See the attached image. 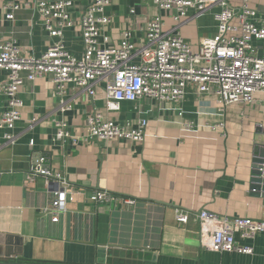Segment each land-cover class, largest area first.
I'll use <instances>...</instances> for the list:
<instances>
[{
  "label": "crops",
  "instance_id": "obj_1",
  "mask_svg": "<svg viewBox=\"0 0 264 264\" xmlns=\"http://www.w3.org/2000/svg\"><path fill=\"white\" fill-rule=\"evenodd\" d=\"M32 6L17 12L12 22L0 14V41L12 37L23 54L38 57L49 39ZM249 7L264 18V0H250ZM216 12L212 8L194 16L190 10L179 34L196 48L216 34ZM172 13H160L165 29L174 24ZM107 14L110 43L117 46L126 30L132 31L133 42L143 37L158 10L153 0H112ZM77 33V27L65 32V46L79 55ZM253 45L260 56L264 43ZM4 75L0 72V83ZM18 98L15 145L7 146L0 130V236L19 238L21 244L9 259L0 247V263L99 264L97 250L112 246L119 252L112 264H264V235L246 240L235 235L251 255L207 252L200 248L195 220L205 210L221 218L264 221V94H255L252 103L221 107L211 96L190 92L179 105L144 98L108 113L102 86L90 101L67 85L72 111L57 114L50 77L43 76L19 87ZM3 106L0 98V113ZM94 112L115 123L145 118L143 141L86 138V118ZM56 120L67 122L72 139L55 137ZM40 159L73 193L65 213L47 211L53 187L44 178L27 179ZM96 192L117 201L93 204L89 197ZM127 199L134 204L124 205ZM178 213L187 215L185 224L177 223Z\"/></svg>",
  "mask_w": 264,
  "mask_h": 264
},
{
  "label": "built area",
  "instance_id": "obj_2",
  "mask_svg": "<svg viewBox=\"0 0 264 264\" xmlns=\"http://www.w3.org/2000/svg\"><path fill=\"white\" fill-rule=\"evenodd\" d=\"M31 2L49 44L36 57L23 54L12 37L0 41V72L5 74L0 83L4 104L0 130L5 132L7 146L16 142L12 131L20 119L19 87L43 76L50 77L58 100L57 114L72 111V103L66 99L67 85L84 93L90 101L95 88L102 86L108 113L120 111L121 103L144 98L179 105L190 92L199 97L211 96L221 107L252 103L255 94H264V49L259 56V48L253 45L254 41L264 43V18L249 7L250 0H153L158 14L147 24L143 37L133 42L132 31L126 30L117 46L111 45L107 31L111 24L107 10L112 0H4L0 14L12 22L17 12ZM212 8L217 9L213 15L216 34L193 48L181 37L178 27L190 10L198 16ZM161 12H174L173 26L164 28ZM75 27L82 47L79 55L65 46V32ZM54 126L56 138L72 139L67 122L56 120ZM146 127L145 118L134 123H115L94 112L86 118V138L141 143ZM43 164L40 159L27 179L44 178L46 186L53 187L48 194L47 211L65 213V204L72 202L73 193L64 178L48 172ZM89 201L111 205L117 199L106 192H96ZM123 204L134 202L127 199ZM187 218L182 213L176 215L178 224H185ZM195 220L200 248L207 252L251 255L252 249L238 245L235 235L244 240L264 235V221L221 218L205 210L199 211Z\"/></svg>",
  "mask_w": 264,
  "mask_h": 264
},
{
  "label": "water",
  "instance_id": "obj_3",
  "mask_svg": "<svg viewBox=\"0 0 264 264\" xmlns=\"http://www.w3.org/2000/svg\"><path fill=\"white\" fill-rule=\"evenodd\" d=\"M46 165H47L46 167L49 168L48 163H46ZM263 165H264V160H263ZM20 244L21 241L19 238H12V237L2 238L0 236V247L5 246V256L3 258L9 259L10 257L17 256L18 255L17 253L20 251L19 250ZM115 257H119V252L117 251L116 248H113L112 246L99 248L96 254V261L99 264H112L113 259ZM0 264H11V263H0Z\"/></svg>",
  "mask_w": 264,
  "mask_h": 264
},
{
  "label": "rangeland",
  "instance_id": "obj_4",
  "mask_svg": "<svg viewBox=\"0 0 264 264\" xmlns=\"http://www.w3.org/2000/svg\"><path fill=\"white\" fill-rule=\"evenodd\" d=\"M77 40V39H76ZM79 42V41H78Z\"/></svg>",
  "mask_w": 264,
  "mask_h": 264
}]
</instances>
